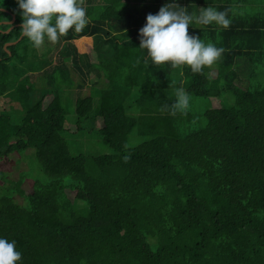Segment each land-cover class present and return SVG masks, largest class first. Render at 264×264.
Returning <instances> with one entry per match:
<instances>
[{
	"label": "trees",
	"instance_id": "trees-1",
	"mask_svg": "<svg viewBox=\"0 0 264 264\" xmlns=\"http://www.w3.org/2000/svg\"><path fill=\"white\" fill-rule=\"evenodd\" d=\"M214 1L231 11L236 0ZM169 2L85 0L87 26L61 37L48 57L50 49L35 48L25 36L5 49L23 35L22 12L17 0H0V101L12 90L9 107L23 114L15 124L3 100L0 164L33 149L50 178L24 190L26 178L9 181L0 172L11 190L0 196V238L16 241L19 264H264V86L257 78L264 63H250L252 73L243 78L238 58L257 53L219 40L240 32L230 25L189 30L205 44L218 36L212 44L225 51L217 67L193 73L188 66L155 65L139 48V32L147 15ZM205 2L176 0L189 13ZM28 61L36 63L33 70ZM91 71L105 83L93 120L113 154L74 157L62 133L81 131L92 113V96L80 97L99 87ZM176 73L175 87L204 99L231 92L234 106L206 110L205 127L181 134L178 112L160 111L176 100ZM64 86L79 95L73 130L66 127ZM135 105L141 107L136 117L130 115ZM135 130L148 140L127 149Z\"/></svg>",
	"mask_w": 264,
	"mask_h": 264
},
{
	"label": "clouds",
	"instance_id": "clouds-1",
	"mask_svg": "<svg viewBox=\"0 0 264 264\" xmlns=\"http://www.w3.org/2000/svg\"><path fill=\"white\" fill-rule=\"evenodd\" d=\"M17 3L22 12L21 31L37 49L44 45L45 37L53 44L58 43L69 31H83L89 22L85 0H17ZM193 23L202 26L215 23L227 29L231 21L227 11L209 6L201 8L198 15L190 14L187 8L172 0L157 14L147 15L146 25L139 32V48L147 50L155 65L188 66L193 73H202L205 67L213 66L225 50L190 35L189 26ZM175 95V102L162 105L161 112L176 115L188 109L191 97L185 89L178 88ZM21 259L16 241L0 238V264H19Z\"/></svg>",
	"mask_w": 264,
	"mask_h": 264
},
{
	"label": "rangeland",
	"instance_id": "rangeland-1",
	"mask_svg": "<svg viewBox=\"0 0 264 264\" xmlns=\"http://www.w3.org/2000/svg\"><path fill=\"white\" fill-rule=\"evenodd\" d=\"M53 43H45L42 47L43 52L50 49L48 53V57L51 55V51L53 49ZM42 49L38 56H42ZM40 59V58H39ZM43 60V58H42ZM28 68L33 70V66L36 63H31L28 61ZM42 64V63H38ZM49 66L50 63H46ZM21 66V65H20ZM22 67V66H21ZM27 68V69H28ZM18 71L25 72L24 68L18 69ZM179 74L176 73L172 77L173 82L171 84V88L173 91V95L176 97V90L180 87H175L178 84ZM258 80L264 86V67L260 68V72H258L257 76ZM98 83V82H97ZM99 87L94 89H89V92L86 91L80 95V97L92 96L94 100V107L92 113L89 115V118L82 123V130L75 132H68L67 130L62 133V136L67 141L71 154L76 157L79 155H84L86 157H99L105 154H113V151L110 149L109 145L106 141L101 137L98 130V125L94 122L93 117L98 110L99 104V95L98 89L100 87H104L105 83L100 82L97 84ZM184 88V87H183ZM185 89V88H184ZM62 98H63V107L66 116V127H71L72 130L75 129V125H77L78 116L76 114V101L79 99V95L77 91L70 89L69 87H62ZM186 91V90H185ZM88 92V93H87ZM138 92V91H137ZM187 92V91H186ZM189 94V93H188ZM13 91L9 90L7 95L0 101V109L3 100L6 102V106L8 109V115L12 118L15 124H20L23 118L22 112L18 108L9 107V102L11 101L10 96H13ZM191 97L190 105L188 109L184 111H179L177 114V126L178 130L181 134H188L190 132L199 130L206 125V119L204 117V113L206 110L215 109V108H226L230 109L235 104V96L233 93L229 92L223 95L219 99H204L196 97L192 94H189ZM138 98L137 93L132 94L131 102L136 101ZM5 106V108H6ZM141 113V107L139 105H135L130 112L131 116H138ZM76 133V134H73ZM148 137L141 136L138 133V130H135L129 137L127 149H133L142 143L146 142ZM88 168L90 172L94 171V167L89 163ZM0 172L6 174V178L9 181H18L21 177L26 178L25 183L23 185L24 190H30L33 188L34 183H46L50 181V178L46 176L41 170L36 157L35 151L30 149L24 153L13 154L9 159L0 164ZM13 185V183H12ZM10 183L4 182L0 178V196H4L6 194H11V190L6 187H9ZM16 199L21 203L23 199L19 196H16Z\"/></svg>",
	"mask_w": 264,
	"mask_h": 264
},
{
	"label": "crops",
	"instance_id": "crops-1",
	"mask_svg": "<svg viewBox=\"0 0 264 264\" xmlns=\"http://www.w3.org/2000/svg\"><path fill=\"white\" fill-rule=\"evenodd\" d=\"M207 1L208 2L199 5H194V8L190 10V14L198 15L201 11V8L206 9L209 6L213 7L217 11L228 12V18L231 21L230 25L235 26V28L237 27L240 32H238V30H233L234 32L221 35L219 40L221 41L225 38L226 41L230 40L228 42H237L238 44L240 43L243 45L251 46L252 49L254 48L253 50L257 54L253 56H240L236 62L239 63L238 69L239 72H241V74L243 75V78L248 77L252 73V65L250 63H264V0H236L231 4V11L225 9V6L222 5V2H212V0ZM130 4L132 6L136 5L134 1ZM139 10L144 13L142 11L145 10L144 6L140 5ZM87 17L89 19L92 18L90 14ZM210 28L221 29V26L215 23L208 26H202L193 23L191 27H189V30H202ZM248 30L253 32H245ZM217 37L218 36L211 35L210 40L207 42L214 43V39H216ZM220 59L213 66H211V68L217 67V63H220ZM41 60V58L38 59V62H40ZM90 73V79L93 83L102 82V79L95 71H91ZM89 85H92V83H90Z\"/></svg>",
	"mask_w": 264,
	"mask_h": 264
},
{
	"label": "water",
	"instance_id": "water-1",
	"mask_svg": "<svg viewBox=\"0 0 264 264\" xmlns=\"http://www.w3.org/2000/svg\"><path fill=\"white\" fill-rule=\"evenodd\" d=\"M15 22H16V16H15V15L12 16V20H11V21L5 22L6 24L11 25V28H10L9 30H7L6 33H9V32L13 29V27H14V25H15ZM23 37H24V35H22V36L19 38L18 41H15V42H12V43L7 44V45L5 46V49H7L8 47H10V46H12V45H16V44H18V43L22 40Z\"/></svg>",
	"mask_w": 264,
	"mask_h": 264
}]
</instances>
